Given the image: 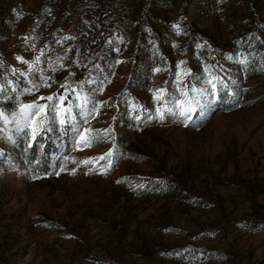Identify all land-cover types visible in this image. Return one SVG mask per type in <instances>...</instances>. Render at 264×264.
<instances>
[{
	"label": "rangeland",
	"instance_id": "rangeland-1",
	"mask_svg": "<svg viewBox=\"0 0 264 264\" xmlns=\"http://www.w3.org/2000/svg\"><path fill=\"white\" fill-rule=\"evenodd\" d=\"M17 56L49 78L22 101L82 88L98 106L73 122L109 132L27 147L0 120V264H264V0H0V83L23 87ZM177 61L209 97L185 116L167 110Z\"/></svg>",
	"mask_w": 264,
	"mask_h": 264
},
{
	"label": "snow or ice",
	"instance_id": "snow-or-ice-1",
	"mask_svg": "<svg viewBox=\"0 0 264 264\" xmlns=\"http://www.w3.org/2000/svg\"><path fill=\"white\" fill-rule=\"evenodd\" d=\"M172 27L176 30L177 34L180 33V28L178 24H173ZM69 37H64L63 39H68ZM74 38V37H73ZM59 43V41H57ZM239 43V42H238ZM200 45H197L199 48ZM43 52H41V55ZM237 59L241 65L247 66V58H241L239 54H237ZM16 60L23 64H26L28 67L27 72H19V69L10 68V71L13 73L19 72L20 76L23 77V87L21 84L17 83L16 81L6 79L7 87H10L12 90V95H14V104L15 107L11 111L10 117L7 112L3 109H0V120L4 121L5 123L11 121V123L15 126L17 132L26 131L27 133V140L26 145L27 147H32V142L37 138V136L45 130L53 129L54 125H58L61 129H64L65 125H68L69 129L73 132L75 140V146L79 148L81 145L84 147H91L92 143L95 140V137L91 135L93 132L96 131H103L106 135L109 132V129L104 130H95L91 128H83L80 129V126L73 122V111L78 110L81 114V119L84 120L85 123L88 121V112L89 106H91L92 111H96L98 102L92 100L90 95L84 94L83 89L72 88L71 91L73 93L74 99L65 103L67 97L64 94L57 95L55 93H50L46 97L36 96L35 99L24 102L21 100V96L25 94H33L38 92L41 87H49V78L44 76L41 73L39 74V79H35L32 75L34 71V65L39 64L40 56H34L31 61L25 60L24 58L17 56ZM116 63H120L119 60ZM184 61H177L176 64V80L174 83L177 85L176 91L179 93V97L174 100L175 108H168V111H178L179 115L185 116L186 113L194 110L195 107L200 106L203 107L204 101L209 99L208 94L204 88H196L191 87L188 89L184 86L183 81L186 77H190L193 74L191 73L190 69L186 67H182ZM63 65H61L62 67ZM55 70V69H53ZM162 69L159 67L153 68V73L159 72ZM205 79L203 81L204 84L209 85L213 91L211 93V98L215 99L216 97V90L217 86L213 83V80L216 77H210L208 69L205 68ZM199 79V78H197ZM5 83H0V89H4L6 87ZM64 87V85H61ZM69 89L65 88V92ZM103 91V84L101 82L99 89ZM95 91V90H94ZM152 91L153 100H160L161 97L165 95V89L157 88ZM190 93V94H189ZM9 96H4V100H8ZM37 100H42V103H37ZM102 103V102H100ZM157 115L162 118L160 113V109H157ZM151 119V117H149ZM139 119V117H137ZM11 139V137H9ZM43 147V145H40ZM112 149H108V153L105 155L112 153ZM103 158V157H101ZM65 160L68 157L64 158ZM81 164L86 163V161H80ZM113 161L109 159L108 164L111 166ZM61 170H63L64 165L60 164ZM75 168L72 169L75 172ZM106 171V169H105ZM59 174V173H57Z\"/></svg>",
	"mask_w": 264,
	"mask_h": 264
}]
</instances>
